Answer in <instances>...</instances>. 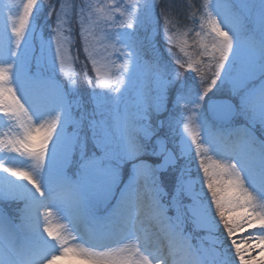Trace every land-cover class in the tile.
<instances>
[{
	"label": "snow or ice",
	"instance_id": "6c2138e0",
	"mask_svg": "<svg viewBox=\"0 0 264 264\" xmlns=\"http://www.w3.org/2000/svg\"><path fill=\"white\" fill-rule=\"evenodd\" d=\"M156 6L111 3L117 19L87 0L0 5V121L18 129L0 139V264H251L238 239L264 246V0H203L206 64L159 51ZM73 23L86 92L66 72ZM253 221L258 234L233 238Z\"/></svg>",
	"mask_w": 264,
	"mask_h": 264
},
{
	"label": "rangeland",
	"instance_id": "374dc122",
	"mask_svg": "<svg viewBox=\"0 0 264 264\" xmlns=\"http://www.w3.org/2000/svg\"><path fill=\"white\" fill-rule=\"evenodd\" d=\"M164 1L165 0H157V6L155 9H158L160 2L163 3ZM167 1L171 5L169 12L167 13V16L172 21V23L169 24L168 26V31H169V34L173 35V39L175 43L172 45L165 44L163 40L164 25H162L163 24L162 23L161 24L162 27L159 26V31H160L161 36L157 42V47L159 51L163 55L167 56L166 48L171 47L172 52L184 61H188L191 58L193 62H195L196 60H202L206 64L209 58L207 56H201L200 53L204 50L202 45L207 46V48L210 50L211 48L210 38L205 37L203 34L200 37L196 36V32L199 31V23H200L199 17L203 11L201 8L203 0H167ZM9 2H14L22 8L23 0H0V5L4 3H9ZM49 2H51V0H45V10L47 9V4ZM74 2L79 5L81 4V2L84 3L85 0H74ZM87 2L91 3L96 9H103V12L101 13V15L113 16V17H116L117 19H122V17H120L119 12H116L114 10L111 12L108 11L109 5L111 3H114L118 5L121 9H124L128 4L134 2V0H87ZM139 2L143 3V0H139ZM182 5L184 6V13L179 14L178 10H180V7ZM58 6L59 5L57 4V7ZM195 6L197 7L196 13H195ZM2 13L5 14V16H7L6 10H3ZM154 13L156 14L155 10H154ZM53 20H54V17H53ZM38 23L41 25V27L36 29L37 35L31 38L34 46L37 49L39 47L40 39L42 38L41 34L43 38H47L48 33H49V29L46 26H44V14L41 15V19L38 21ZM72 27L76 34V40H77L78 52H79V63L77 65H72V64L67 65L66 72H73V70H75V73L78 74L79 80L81 81V86H80L81 91L86 92L87 85L84 82L83 72L81 69V65L85 63L86 60H85V56L82 51V47H79V26L78 24L73 23ZM9 29H10V26H9ZM10 34L11 33L9 30V35ZM181 49H183V51H181ZM194 66L198 67L199 65H195L194 63ZM188 71L189 70L187 69V67L180 69V72L182 75H187ZM204 72L209 77L211 76V72H208L207 68L204 69ZM89 75L94 77V73L91 72L90 70V65H89ZM193 75H198V74L193 73ZM61 79L64 80L65 83L67 82L66 77L63 74L61 75ZM178 111H184L185 114H187L186 110H184L183 108L179 109ZM182 128H183V125L181 124L180 130H182ZM16 130H13V131H16ZM2 133H8V134L0 135V139H4L5 141H8L9 138H13V133H10V131L6 127H4L0 121V134ZM180 142H181V137L178 135L172 134L171 139L169 140V146L170 147L175 146L179 144ZM189 143H190V140H189ZM194 151H195V147L193 146V156H194ZM213 159H215V157H213L212 159H207L206 162L209 165H211ZM198 163L199 161L197 160L191 165V175L193 178H195L197 175L196 164ZM199 174L202 175V172ZM196 190L200 191L199 184L196 185ZM204 190L207 191L206 188ZM169 215H174V214L172 211H170ZM243 215L244 213L240 210H237V212L226 213V216H228L229 218L233 220L238 219L239 217ZM217 219H219V217H217ZM259 224H260V221H253L252 227H248L247 225H245L244 229L242 231L238 230V232L234 235L233 238L234 239L247 238L250 233L253 236H255L252 231L255 228V226L256 225L259 226ZM188 230L189 231L191 230V226H189ZM194 235H204V234L197 233ZM238 243H240L242 249L248 250L244 253L246 259L248 258L249 253H250L252 257L251 264H262V262H264V251H261V247H264V246H261L259 244V241L257 242L256 240L252 239L248 243H242L241 239H238ZM233 252H234V249H233ZM235 262L239 264L238 257L236 258ZM55 264H83V262L78 260L75 257L69 256V257L62 258V259L55 261Z\"/></svg>",
	"mask_w": 264,
	"mask_h": 264
},
{
	"label": "trees",
	"instance_id": "16d2710c",
	"mask_svg": "<svg viewBox=\"0 0 264 264\" xmlns=\"http://www.w3.org/2000/svg\"><path fill=\"white\" fill-rule=\"evenodd\" d=\"M81 3H83V2H81ZM170 7H171V5L168 3L167 0H165L163 3L160 2V5H159L158 9H155L156 14L159 15V26L160 27H162V25H164V23H165L164 15H167V13L169 12ZM178 12H179V14L180 13H184V6L183 5L180 7V10H178ZM196 12H197V7L195 6V13ZM161 13H163V15H161Z\"/></svg>",
	"mask_w": 264,
	"mask_h": 264
},
{
	"label": "bare ground",
	"instance_id": "6f19581e",
	"mask_svg": "<svg viewBox=\"0 0 264 264\" xmlns=\"http://www.w3.org/2000/svg\"><path fill=\"white\" fill-rule=\"evenodd\" d=\"M6 16H5V14H3L2 13V11H0V37H2L3 36V33H4V30H5V18ZM10 30V29H9ZM3 40H2V38H0V49H2L3 48ZM79 84H80V86H81V81L79 80ZM3 116V113H0V117H2ZM1 123H2V125H3V122L1 121ZM7 128V127H6ZM8 129V128H7ZM9 130V129H8ZM14 131H10V133H13ZM10 139H12V138H9L8 140H10ZM13 155H15V154H13ZM258 242V241H257Z\"/></svg>",
	"mask_w": 264,
	"mask_h": 264
}]
</instances>
